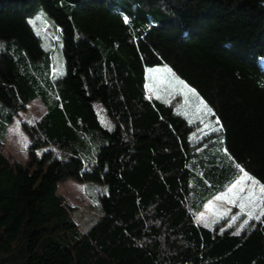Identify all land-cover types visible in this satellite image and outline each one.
Listing matches in <instances>:
<instances>
[{
    "label": "trees",
    "instance_id": "obj_1",
    "mask_svg": "<svg viewBox=\"0 0 264 264\" xmlns=\"http://www.w3.org/2000/svg\"><path fill=\"white\" fill-rule=\"evenodd\" d=\"M142 1L167 10L0 0V264H264V215L238 229L195 218L240 168L264 185V0ZM38 5L60 31L58 73L28 21ZM160 63L215 130L191 138L197 116L147 96L146 67ZM35 97L45 111L22 123L23 163L3 144ZM67 177L101 209L85 231L59 190Z\"/></svg>",
    "mask_w": 264,
    "mask_h": 264
},
{
    "label": "rangeland",
    "instance_id": "obj_2",
    "mask_svg": "<svg viewBox=\"0 0 264 264\" xmlns=\"http://www.w3.org/2000/svg\"><path fill=\"white\" fill-rule=\"evenodd\" d=\"M124 1H132L135 5L144 9L151 10L153 7H157L163 11L167 10L165 3L150 4L142 0ZM28 21L37 32H41L44 40V47L52 53L53 71L55 73L62 71L63 62L61 39L59 37L60 31L56 28V24L47 16L41 5H38L35 12L28 16ZM165 69H169L170 71H165ZM178 81H182L183 84L178 83ZM145 87L148 97L171 101L175 111L186 115L188 119H193L196 116L198 117L197 120L200 121L201 125L195 132H191V138H201L205 135L206 132H204V129L207 125L211 130L216 129L217 123L212 122V117L206 115L207 109L198 97L197 92L181 77L176 75L168 65L160 63L147 66L145 72ZM189 89H191V91H189ZM94 106L100 120L104 124H107L103 115L102 105L95 102ZM44 111V105L38 97H35L27 103L24 110H20L13 116L7 127V135L3 144L4 151L7 154L23 163L27 161L29 136L24 130L22 123L34 122ZM193 120L195 121V118ZM210 147L216 151L218 150L215 143L210 145ZM242 175L243 174L240 173L224 191L211 195L204 207L195 215L196 220L207 225H213L214 223L230 225L234 229H238L240 224L243 225L246 220L248 221V212L252 210L251 207L246 206L243 211L240 207L242 203L247 204L246 201L241 199V197L247 195V192H239L238 189L229 192L232 185L240 179ZM251 177L258 182L257 186L262 185L255 177ZM94 188L96 187L94 186ZM59 190L65 200L70 205L75 206L72 215L80 230H87L100 218L102 213L101 209L97 202L89 197V191L87 192L82 182L77 181L73 177H67L59 183ZM217 197H224V199H217ZM257 203L259 206L255 208L254 214L260 213L261 208H264V200L257 201ZM224 221H227V224H223Z\"/></svg>",
    "mask_w": 264,
    "mask_h": 264
},
{
    "label": "snow or ice",
    "instance_id": "obj_3",
    "mask_svg": "<svg viewBox=\"0 0 264 264\" xmlns=\"http://www.w3.org/2000/svg\"><path fill=\"white\" fill-rule=\"evenodd\" d=\"M127 23V19L125 20ZM165 71H170L169 69H165ZM178 83L183 84L182 81H178ZM187 87V86H185ZM191 91V89H189ZM194 94V93H193ZM206 107V106H205ZM211 109H208L210 112ZM239 171L243 174L240 179H238L232 187L229 189V192L238 189L239 192H247V195L241 197L243 201H246L247 204L242 203L240 205L241 210L243 211L246 206H250L252 210L248 212V216L250 218H254L256 220H260L261 215H264V208H261L260 215H254V210L258 207L257 201L264 200V185L257 186V181L254 180L243 168H240ZM217 199H224V197H217ZM234 202V201H233ZM247 224V220L244 222ZM243 227V226H242ZM237 235L239 233H236Z\"/></svg>",
    "mask_w": 264,
    "mask_h": 264
}]
</instances>
